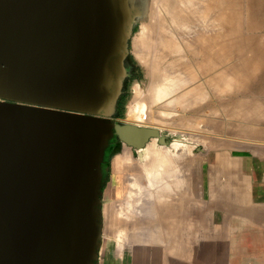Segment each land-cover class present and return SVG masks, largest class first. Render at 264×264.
Returning <instances> with one entry per match:
<instances>
[{
	"label": "water",
	"instance_id": "1",
	"mask_svg": "<svg viewBox=\"0 0 264 264\" xmlns=\"http://www.w3.org/2000/svg\"><path fill=\"white\" fill-rule=\"evenodd\" d=\"M137 16L129 0H0V264H97L110 140L167 145L110 121Z\"/></svg>",
	"mask_w": 264,
	"mask_h": 264
},
{
	"label": "rangeland",
	"instance_id": "2",
	"mask_svg": "<svg viewBox=\"0 0 264 264\" xmlns=\"http://www.w3.org/2000/svg\"><path fill=\"white\" fill-rule=\"evenodd\" d=\"M153 1H155V3H153ZM153 1L134 0V2H132L133 7L139 12V16L135 18L132 27L128 43V56L126 58L133 67V74L125 83L119 98L120 104L118 109L119 113H121L120 115H117L116 110L114 116L110 118V121L118 124H135L142 127L156 128L161 134L166 136L167 145L165 146L169 148V152L173 154V156L166 159L169 160V162H165V160L162 163L163 166L158 168V164L154 163L153 160V151L156 145H162L157 139H155V141L151 139L147 143V159L140 165L137 150L121 144L117 141L116 137H113L110 140L103 156L104 168L106 171L100 197V250L106 248V250L109 251L110 246H115L113 241H116V239L114 240V236L118 235V229H116L114 225L117 221L130 220L133 223H136L137 221L146 219V210L149 206L148 203H153L154 198H160L157 191H169L168 189L176 191L177 185L179 188L178 191L180 190V187L181 191H224V203L234 204L237 202L234 206L246 209L244 214H247V217L249 215L252 216L255 213L248 209H256L259 211L258 215L264 216V134L261 133L264 131V120H262L264 119V111H262L264 110V62H262L264 61V54H262L264 53L262 52L264 51V40H262L264 39V0H230L233 3H236V5L237 3L240 5L239 8L236 7L237 10H235V5H231L232 3L229 0H221L224 4H230H227L228 7H232H229L231 10V12H229L227 5H223L221 2L222 6H224L223 11H226L224 17L227 18L220 22V24L223 23L221 27L224 26V29H221L220 27V34L215 37H219L221 42L223 40L226 41L225 44H222L221 46L220 42L216 49V52H218L221 57V60L218 58L217 67L222 71V79L216 87H218L219 90L224 89L225 92H227L223 94V90V93L218 94V89L214 92L216 88L215 86L207 85L206 87H202L204 89H201L204 90L203 92H200L204 93L203 96H198L197 94V97L193 95L196 98V101L202 99L197 102L193 96L191 98L190 96H185L186 99H184L185 97L182 95V91L187 87L185 83L183 84V74H181L182 71L184 76L185 74L188 75L186 68L183 66L186 61L179 63L181 67L178 63L176 64L180 71H176L177 68L171 71L170 69L172 68L170 67V62H172V60L174 61L177 55L175 54V56L172 57L168 55L169 57H166L168 54L167 50L162 46H159V38L161 37L160 35L158 37L159 28L156 27L158 25V20L155 19V16L152 18V12L154 11V15L162 12L163 9L158 5L160 4V1L165 0ZM154 4L157 7H154ZM147 5H151V7L149 8ZM244 5L246 9L244 8ZM151 8L153 9L152 12ZM156 9L161 11L157 12L158 10ZM148 13L152 15L149 16ZM208 17L210 16H207V18L204 19V22H208H206L207 26L210 25L209 22L211 23L212 20H210L211 17ZM195 21L193 22L195 24L189 23L196 26V28L193 29L195 34L192 32L191 34H186V37L189 35L188 37L193 38L191 39L193 42L191 41L190 44L194 47L197 46L194 41V36L198 32L197 27L201 26V24H196ZM211 28L212 29L208 27L205 29V35L203 30V33L199 31L208 41L214 37V34L211 35L213 32L210 31L213 30V27ZM221 33L225 36H222ZM143 35H145V39L143 38L144 42L141 41ZM136 37L141 38V40ZM151 37L153 39H151ZM179 39L177 42L183 46L184 43L181 44L183 38H181L180 41ZM188 40H190V38H188ZM248 42L250 43L248 44ZM260 45L261 47H259ZM222 46L224 47L221 49ZM211 54L212 53L209 50L208 53L206 52L205 55H203L207 58L206 61H209L207 68H205V71L209 72L212 71L211 68L214 63V61L210 59ZM162 58L165 59L162 60ZM247 58H249V60ZM190 59H192V63H194L195 60L193 55H190ZM246 59L250 62L249 64L247 63L248 61L245 63L252 66L251 70L246 71L249 73H247L249 77L247 79L244 78V74H246L245 71L241 73L243 70L242 68L245 69L243 61H246ZM241 60L243 64L240 63ZM167 61H169L168 63L170 65H168ZM209 65L211 67H209ZM238 69L240 70L238 72L242 75V78H240L242 81L239 80L237 82L238 84H236V81H232L229 75L231 72L233 73L234 70L237 71ZM174 70L180 73L175 75L172 73ZM166 74L169 75L171 79ZM179 75H182V77ZM241 75L239 76L241 77ZM244 79L246 82H244ZM230 80L232 81L231 83ZM223 81L226 83L224 84ZM160 82L161 84H159ZM162 82L165 84L163 85ZM227 83L231 84V87L229 86L230 89L228 88ZM159 85L165 88L170 86L171 88H167V95L162 96L159 99L157 97L156 99L153 94L155 93L156 87ZM223 85H227V88ZM222 90L220 92H222ZM229 90L230 94H227ZM137 102H143L146 104V111L148 113L147 120H140L138 118L133 121L127 116L129 112L128 109L134 106ZM189 102L191 107L189 106L187 108V103ZM228 104L230 106H228ZM226 106L229 108H226ZM231 108L232 110H230ZM246 108L249 110H246ZM250 108L252 109L250 110ZM235 110H238L239 112ZM258 111H260L261 114L258 113ZM192 113L193 115H191ZM238 113L240 116H238ZM105 143L106 142H104L102 146H105ZM174 143H181L178 150H174L170 147ZM184 146L185 149L182 150ZM124 154L125 156H123ZM180 154H182V159ZM179 159H181V161H179ZM152 174L153 176H151ZM154 174L157 175V177L154 178ZM159 174L161 175L160 177ZM161 178L162 180H160ZM165 181L168 182L165 184ZM158 183L160 185H158ZM164 184L166 188L163 187ZM111 191H123V196L115 198L110 197L109 193ZM129 191H133V194L130 197L128 195ZM253 191H255L254 194ZM105 192L107 193L106 197H104ZM152 192H155V194H153L154 197L151 196ZM228 192H232V195H228ZM171 197L173 199V195ZM162 198H160V200ZM160 202V204H162V201ZM256 226L264 227V217H262L261 221L259 220L258 224L256 223Z\"/></svg>",
	"mask_w": 264,
	"mask_h": 264
},
{
	"label": "crops",
	"instance_id": "3",
	"mask_svg": "<svg viewBox=\"0 0 264 264\" xmlns=\"http://www.w3.org/2000/svg\"><path fill=\"white\" fill-rule=\"evenodd\" d=\"M223 192L185 191L183 199V194L174 196L175 208L168 211L148 203L146 219L116 222L115 246L101 249L97 264H264V227L256 226L264 216L248 209L255 213L247 217L246 209L224 203ZM122 193L111 191L109 196Z\"/></svg>",
	"mask_w": 264,
	"mask_h": 264
},
{
	"label": "bare ground",
	"instance_id": "4",
	"mask_svg": "<svg viewBox=\"0 0 264 264\" xmlns=\"http://www.w3.org/2000/svg\"><path fill=\"white\" fill-rule=\"evenodd\" d=\"M153 1V0H152ZM159 1V0H158ZM223 1H225V0H223ZM230 1V0H229ZM237 1V0H236ZM241 1V0H240ZM221 0H165V1H160V4L158 5V6H160L163 10H162V12H160L161 10H158V9H156V10H158L157 12H160V13H157L156 15H154V11H153V7L151 8L152 10H151V12H152V14H153V17L152 18H154V16H155V19H157L158 20V22H157V26L156 27H158L159 29V31H158V37H159V35H160V37L161 38H159V46H162L163 48H165L166 50H167V52H168V54H167V56L166 57H172V56H175V54L177 55L176 56V61L174 60H172V62H170V64L168 63L169 61H167V63H168V65H170V67L172 68V69H170L171 71L173 70V69H176L177 68V66H176V64L178 63H182V61H186V62H184L183 64V66L186 68V70H187V73H188V75H186L185 74V76H184V73H182V71H181V74H183V77H182V75L180 76V77H182L183 78V84L185 83L186 85H187V87H186V89L185 90H183L182 91V95H184V97L185 96H190V98L193 96V95H195V96H197V94H198V96L200 95V96H203V94L204 93H200L201 91L203 92L204 90H201V89H204V88H202V87H206L207 85L209 86H217V84L220 82V80L222 79V71L220 70V68H218L217 66H218V58L221 60V57L219 56V53L218 52H216V49H217V46L220 44V39H219V37H215V36H217V35H219L220 34V32H219V30H220V27H221V25L223 24H220V22H222V20H225V18H227V17H224V13H226V11L224 12L223 11V9H224V6H222V4H221ZM232 4L231 5H235V8L237 7V8H239V4L237 3V5H236V3H233L232 1H230ZM229 2V3H230ZM150 3V2H149ZM153 3H155V1H153ZM156 3H158V2H156ZM223 3V5H227V4H224V2H222ZM228 5H230V4H228ZM228 5H227V7H228ZM148 6V5H147ZM149 8L151 7V5L150 6H148ZM154 7H157V6H155V4H154ZM230 8L232 7V6H229ZM229 7H228V10H229V12H231V10L229 9ZM237 8L235 9V10H237ZM244 8L246 9V7H245V5H244ZM226 9V8H225ZM227 10V11H228ZM234 10V9H233ZM239 10V9H238ZM147 12V11H146ZM149 12V11H148ZM150 12V13H151ZM245 12H247V11H245ZM156 13V12H155ZM228 13V12H227ZM237 13H239V12H237ZM149 14V13H148ZM151 14V15H152ZM160 14V15H159ZM150 14H149V16H151ZM149 16H148V18H149ZM159 16V17H158ZM207 16H210V17H208V18H210V20H211V23L209 22V26H207L206 25V22H204V19H206L207 18ZM151 18V19H152ZM160 18V19H159ZM196 20V21H195ZM207 20H209V19H207ZM209 20V21H210ZM227 20V19H226ZM155 21V20H154ZM196 22V24H201V26H199V27H197V30H198V32H197V37H196V35L194 36L195 37V39H194V41L196 42L195 44H197V46H191V41L193 42V40H191V39H193L192 37H188V38H190V40H188V38L186 37V34L188 33V34H191V32L192 33H194L195 34V31L193 32V29H195L196 28V26H194V25H191V24H195V23H193V22ZM246 21V20H245ZM149 22V21H148ZM189 23H191V24H189ZM208 23V22H207ZM203 25V26H202ZM234 25V24H233ZM210 28V29H212L211 27H213V30H210L211 32H213V33H211V35L212 34H214V37L211 39V40H207L206 38H204V35H205V29H207V28ZM224 27V26H223ZM223 27H221V29L223 28ZM249 28V27H248ZM145 29V28H144ZM224 29V28H223ZM247 29V28H246ZM250 29V28H249ZM155 30V29H154ZM202 30H203V32H204V35L203 34H201V33H203L202 32ZM208 30V31H209ZM201 33H200V32ZM207 31V32H208ZM148 32V31H147ZM157 32V31H156ZM221 32H222V30H221ZM144 33V32H143ZM209 33V32H208ZM223 33H224V30H223ZM226 33V32H225ZM178 34H179V36H182V37H179L178 36ZM200 34V35H199ZM222 34V33H221ZM173 37H172V36ZM199 35V36H198ZM224 34H222V36H223ZM238 35H240V34H238ZM145 35H143V37H142V40H141V38H138V37H136V38H138L139 40H141L142 42H144L143 41V38L145 39V37H144ZM192 36V35H191ZM225 36V35H224ZM140 37H141V35H140ZM146 37H147V35H146ZM149 37V36H148ZM181 39V38H183V40H181L182 41V43L181 44H183L184 43V45L182 46V45H180V43L179 42H177V40L179 39V38ZM239 37V36H238ZM156 38V37H155ZM173 38H175V39H173ZM146 39H148V38H146ZM151 39H153L152 37H151ZM180 39H179V41H180ZM249 39V38H248ZM206 40V41H205ZM262 40H264V39H262ZM140 41V42H141ZM223 41H224V43H223ZM222 42H221V44H220V46L222 45V44H225V41L226 40H223ZM252 41V40H251ZM240 43H242V42H240ZM250 42H248V44H249ZM142 44V43H141ZM151 44V43H150ZM256 44V43H255ZM262 44V43H261ZM258 46V45H257ZM256 46V47H257ZM194 48V50H195V52H194V50H193V48ZM224 46H222L221 47V49L223 48ZM246 47V46H245ZM255 47V48H256ZM259 47H261V45L259 46ZM247 48V47H246ZM253 48V47H252ZM254 48V49H255ZM243 49V48H242ZM153 50V49H152ZM151 50V51H152ZM156 50V49H155ZM211 51V55H210V59L211 60H213L214 61V63L212 64V71L211 72H209V71H205V68H207V66H208V64H209V61L207 60L206 61V59L207 58H205L203 55H205V53L207 52L208 53V51ZM236 50V49H235ZM240 50V49H239ZM244 50V49H243ZM242 50V51H243ZM257 50V49H256ZM218 51V50H217ZM241 51V50H240ZM252 51V50H251ZM158 52V51H157ZM262 52H264V51H262ZM145 53V52H144ZM164 53V52H163ZM162 53V54H163ZM251 53V52H250ZM262 54H264V53H262ZM169 55V56H168ZM190 55H193L194 56V63H192V59H190ZM159 56V55H158ZM140 57V56H139ZM143 57V56H142ZM164 57V56H163ZM165 57V58H166ZM232 57V56H231ZM147 58L149 59V57L147 56ZM165 58H162V60L163 59H165ZM204 58H205V60H204ZM230 58V57H229ZM228 58V59H229ZM250 58V57H249ZM249 58H247L248 60H249ZM174 59V58H173ZM231 59V58H230ZM246 59V61H243L244 62V64H243V62H242V60H241V62L240 63H242L243 65H244V67H245V69L244 68H242L241 70V73L242 72H244L245 71V73L246 74H244V78H249L248 77V72H246V71H249V70H251V68H252V66H249L248 64H249V62L250 61H248ZM189 60V61H188ZM223 60V59H222ZM245 60V59H244ZM205 61V62H204ZM248 61V62H247ZM163 62V61H162ZM245 62H247L248 64H246ZM262 62H264V61H262ZM231 63V62H230ZM246 64V65H245ZM165 65H166V63H165ZM180 65V64H179ZM165 67V66H164ZM163 67V68H164ZM169 67V66H168ZM169 67V68H170ZM180 67H181V65H180ZM201 67V68H200ZM209 67H211L210 65H209ZM162 68V67H161ZM254 68V67H253ZM163 71V70H162ZM176 71H180L178 68L176 69ZM175 70L172 72L173 74H177V73H180V72H176ZM235 71V72H234ZM233 71V73L231 72L230 73V75H229V77H230V79L233 81V80H235L236 81V84H238L237 82L239 81V80H241L240 78H242V75L240 74V72H238V71H240L239 69L236 71V70H234ZM174 72H176V73H174ZM251 72V71H250ZM248 73V74H247ZM165 74V73H164ZM169 74V73H168ZM171 74V73H170ZM252 74V73H251ZM167 75V74H166ZM172 75V74H171ZM239 75H241V77L239 76ZM247 75V76H246ZM168 77H169V75H167ZM246 76V77H245ZM164 77V76H163ZM173 77H175V76H173ZM178 77V76H177ZM176 77V78H177ZM170 79H171V77H169ZM175 79V78H174ZM180 79V78H179ZM226 79H227V77H226ZM226 79H225V81H226ZM230 80V83L232 82ZM245 80V79H244ZM181 81H182V79H181ZM225 81H223V83L225 84L226 82ZM234 81V82H235ZM242 81V80H241ZM164 82V81H163ZM163 82H162V84H163ZM244 82H246V80L244 81ZM248 82V81H247ZM240 83H242V82H240ZM159 84H161V82L159 83ZM165 84V83H164ZM163 84V85H164ZM246 84V83H245ZM227 85H228V88L230 89V85L231 84H228L227 83ZM227 85H223L224 87H226L227 88ZM169 86V85H168ZM230 86V87H229ZM170 87V86H169ZM169 87H162V86H158V87H156V89H155V93L153 94V95H155V97H156V99H157V97H158V99L159 98H161L162 96H165V95H167L168 93L166 92L167 91V88L169 89ZM171 88V87H170ZM185 88V87H184ZM209 88H211V87H209ZM182 89V88H181ZM218 89V91H219V93L218 94H220V93H223V90H222V92H220L221 90H219V88L218 87H216L215 88V90H214V92L216 91ZM232 89V88H231ZM237 89V88H236ZM238 90V89H237ZM153 91V90H152ZM231 91H233V90H231ZM236 91V90H235ZM227 92V91H226ZM225 92V90H224V93L223 94H225L226 93ZM184 93V94H183ZM200 93V94H199ZM181 94V93H180ZM202 94V95H201ZM227 94H230V90L228 91V93ZM253 94V93H252ZM197 96V97H198ZM206 96V95H205ZM154 97V98H155ZM194 97V96H193ZM174 98V97H173ZM177 98V97H176ZM195 98V97H194ZM193 98V99H194ZM223 98V97H222ZM183 99V98H182ZM184 99H186V97L184 98ZM183 99V100H184ZM198 99V98H197ZM205 99V98H204ZM190 100H192V99H190ZM200 99H198L197 101H199ZM202 100V99H201ZM200 100V101H201ZM251 100V99H250ZM182 101V100H181ZM185 101V100H184ZM183 101V102H184ZM187 101V100H186ZM195 101H196V98H195ZM196 101V102H197ZM210 101V100H209ZM238 101V100H237ZM248 101V100H247ZM253 101V100H252ZM180 102V101H179ZM188 102V101H187ZM255 102V101H254ZM182 103V102H181ZM186 103V102H185ZM244 103V102H243ZM180 104V103H179ZM184 104V103H183ZM190 104V102L189 103H187V108L190 106L191 107V105H189ZM192 104V103H191ZM250 104H251V102H250ZM182 105V104H181ZM234 105V104H233ZM255 105V104H254ZM228 106H230L229 104H228ZM237 106H239V105H237ZM256 106H258V105H256ZM235 107V106H234ZM186 108V107H185ZM194 108V107H193ZM222 108V107H221ZM226 108H229V107H227L226 106ZM237 108V107H236ZM243 108L245 109V107L243 106ZM201 109V108H200ZM243 109V110H244ZM252 108H250V110H251ZM129 110V112H128V117L131 119V120H135V119H140V120H147L148 119V113H147V111H146V104L145 103H143V102H137L134 106H132L130 109H128ZM185 110V109H184ZM224 110H225V107H224ZM230 110H232V108L230 109ZM238 110H239V107H238ZM238 110H235V111H238ZM246 110H249L248 108H246ZM223 111V110H222ZM245 111V110H244ZM243 111V112H244ZM262 111H264V110H262ZM194 112V111H193ZM199 112V111H198ZM219 112V111H218ZM233 112V111H232ZM239 112V111H238ZM162 113V112H161ZM188 113V112H187ZM258 113H260L261 114V112L260 111H258ZM165 114H167V113H165ZM216 114H217V112H216ZM235 114V113H234ZM242 114V113H241ZM161 115V114H160ZM162 115H163V113H162ZM188 115V114H187ZM191 115H193V113L191 114ZM196 115V114H195ZM238 116H240V114L238 113ZM248 116V115H247ZM242 117V116H241ZM240 117V118H241ZM252 117V116H251ZM194 118V117H193ZM196 118V117H195ZM216 118V117H215ZM234 118H236V117H234ZM237 118H239V117H237ZM211 119V118H210ZM244 119V118H243ZM246 119V118H245ZM260 119H262V118H260ZM188 120V119H187ZM234 120H236V119H234ZM242 120V119H241ZM251 120V119H250ZM262 120H264V119H262ZM139 121V120H138ZM208 121V120H207ZM240 121V120H239ZM249 121V120H248ZM254 121V120H253ZM252 121V122H253ZM240 122H242V121H240ZM208 123V122H207ZM213 123V122H212ZM220 124V123H219ZM216 125V124H215ZM140 126V125H139ZM239 126V125H238ZM222 127V126H221ZM242 127V126H241ZM251 127V126H250ZM218 128V127H217ZM215 129V128H214ZM242 129V128H241ZM249 129V128H248ZM252 129H254V128H252ZM251 129V130H252ZM262 130V129H261ZM218 131V130H217ZM262 134H264V131H262L261 132ZM153 141H155V139H152ZM218 142V141H217ZM220 143V142H219ZM172 144V143H171ZM214 144V143H213ZM222 144V143H221ZM181 145V143L179 144V143H174L173 145H171L170 147L172 148V149H174V150H178V147ZM183 145V144H182ZM220 145V144H219ZM183 147V146H182ZM215 147V146H214ZM213 147V148H214ZM185 149V146H184V148H182V150H184ZM187 149V148H186ZM188 150V149H187ZM147 151H148V144L146 145V147L145 148H143V149H139V150H137V152H138V161H139V163H140V165H141V163H143V161H145L146 159H147ZM189 151V150H188ZM185 153V152H184ZM152 154V153H151ZM183 154V153H182ZM182 154H180V157H181V155ZM170 156L172 157L173 156V154H171L170 152H169V148L168 147H166V146H164V145H162V146H157L156 145V147L154 148V151H153V160H154V163H157L158 165V168L160 167V166H163L162 165V163L166 160V159H169L170 158ZM175 156V155H174ZM177 156V155H176ZM179 157V156H178ZM174 159V158H173ZM178 159V158H177ZM181 159H182V157H181ZM181 159H179V161H181ZM165 162H169V160H166ZM184 162V161H183ZM181 164V163H180ZM176 165V164H175ZM184 167V166H183ZM178 168V167H177ZM187 169V168H186ZM180 172V171H179ZM155 173V172H154ZM160 173V172H159ZM174 173H175V171H174ZM177 173H178V171H177ZM156 174V173H155ZM154 174V175H155ZM158 174V173H157ZM163 174V173H162ZM167 174H168V172H167ZM167 174H165V175H167ZM173 174V173H172ZM181 175V174H180ZM151 176H153V174L151 175ZM161 175L159 174V177H160ZM172 176V175H171ZM173 176H174V174H173ZM155 177H157V175H155L154 176V178ZM158 177V178H159ZM168 177H169V175H168ZM179 177V176H178ZM153 178V179H154ZM171 178V177H170ZM174 178V177H173ZM172 178V179H173ZM181 178V177H180ZM178 179V178H177ZM160 180H162V178L160 179ZM168 180V179H167ZM184 180V179H183ZM156 181V180H155ZM164 181V180H163ZM170 181H172V180H170ZM168 182V181H167ZM166 181H165V184L167 183ZM174 182V181H173ZM151 184H152V182H150ZM161 183V182H160ZM175 183H176V181H175ZM174 183V184H175ZM181 183V182H180ZM165 184H164V188H166L165 187ZM171 184H172V182H171ZM173 184V185H174ZM131 185V184H130ZM152 185H154V184H152ZM158 185H160L159 183H158ZM170 186V185H169ZM185 186V185H184ZM132 188V187H131ZM160 188H162V187H160ZM159 188V189H160ZM187 188V187H186ZM163 189V188H162ZM178 185L176 186V191L174 190L173 191V189L171 190V189H168L169 191H157L158 192V196L160 197V198H162L161 200H160V198H154V200H153V203H152V207H153V205H155V207L156 208H159V209H162V210H169V209H171V207H172V205L174 204V200H175V197H178L179 196V194H183L185 191L183 190V191H181V187H180V190L178 191ZM184 189V188H183ZM155 190V189H154ZM164 190H166V189H164ZM171 190V191H170ZM143 192V191H142ZM156 192V191H155ZM155 192L153 193L152 192V195L151 196H153V194H155ZM190 192V191H189ZM162 193V194H161ZM188 193V192H187ZM196 193V192H195ZM126 194V193H125ZM137 194V193H136ZM139 194V193H138ZM151 194V193H150ZM178 194V195H177ZM185 194V193H184ZM184 194L180 197L181 199H183V197H184ZM190 194V193H189ZM188 194V195H189ZM192 194V193H191ZM228 194V193H227ZM145 195V194H144ZM157 195V194H156ZM173 195V199H172V196ZM175 195H177V196H175ZM187 194L185 195L186 196V198H187V196H188ZM175 196V197H174ZM190 197L192 196V195H189ZM224 196H225V194H224ZM130 197V196H129ZM154 197V196H153ZM189 197V198H190ZM168 198H170V199H168ZM185 198V197H184ZM188 198V199H189ZM192 198V197H191ZM190 198V199H191ZM177 199V198H176ZM170 200V201H169ZM187 200V199H186ZM160 201H162V204H160L161 202ZM179 201H181V200H179ZM188 201V200H187ZM192 201V200H191ZM237 203V202H236ZM236 203H234V204H236ZM181 203H179V205H180ZM227 204H229V203H227ZM231 205H233V204H231ZM175 206H178V205H175ZM154 207V208H155ZM179 207V206H178ZM234 207V206H233ZM172 208H175L174 206L172 207ZM180 209V208H179ZM252 209V208H251ZM158 210V209H157ZM177 210V209H176ZM156 211V210H155ZM161 211V210H160ZM166 211V213H168ZM178 211V210H177ZM170 212V211H169ZM161 215H159V217H160ZM163 216V215H162ZM165 217V216H164ZM170 217H172L171 215H170ZM176 218V217H175ZM174 218V219H175ZM159 219V218H158ZM160 219H162V218H160ZM171 223V222H170ZM196 224V223H195ZM160 225V224H159ZM171 225V224H170ZM166 226V225H165ZM158 227V226H157ZM160 227V226H159ZM149 228V227H148ZM151 228V227H150ZM162 228V227H161ZM164 228V227H163ZM167 228V227H166ZM140 229V228H139ZM166 232V231H165ZM182 233H183V231H182ZM190 234V233H189ZM162 235H163V233H162ZM166 235H168L167 233H166ZM215 235H217V234H215ZM219 235V234H218ZM172 236V235H171ZM195 236V235H194ZM220 236V235H219ZM163 237H165V239L166 238H168L169 237V235H168V237H166V236H163ZM216 237V236H215ZM160 238V237H159ZM164 239V240H165ZM166 241H168L167 239H166ZM164 243H165V241H164ZM136 245V244H135ZM177 246V245H176ZM165 247V246H164ZM135 248V247H134ZM141 248V247H140ZM142 249V248H141ZM178 249V248H177ZM140 251V250H139ZM138 251V252H139ZM179 251H180V249H179ZM179 253V252H178ZM185 253V252H184ZM188 263V262H187ZM154 264V263H153ZM156 264V263H155Z\"/></svg>",
	"mask_w": 264,
	"mask_h": 264
},
{
	"label": "flooded vegetation",
	"instance_id": "5",
	"mask_svg": "<svg viewBox=\"0 0 264 264\" xmlns=\"http://www.w3.org/2000/svg\"><path fill=\"white\" fill-rule=\"evenodd\" d=\"M132 2H134V0H129V6L131 8H134ZM124 68H125V71L127 73V77H125V79L123 81L122 91H123V88L125 86V83L131 78V76L133 74V71H132L133 67H132V65H131V63L129 62L128 59H126V61H125ZM119 98H120V96H119ZM119 98L117 99L116 104H115V111L117 110V108H118V106L120 104V99Z\"/></svg>",
	"mask_w": 264,
	"mask_h": 264
},
{
	"label": "trees",
	"instance_id": "6",
	"mask_svg": "<svg viewBox=\"0 0 264 264\" xmlns=\"http://www.w3.org/2000/svg\"><path fill=\"white\" fill-rule=\"evenodd\" d=\"M121 113V112H120ZM120 113H119V109L117 108V115L119 114L120 115Z\"/></svg>",
	"mask_w": 264,
	"mask_h": 264
}]
</instances>
